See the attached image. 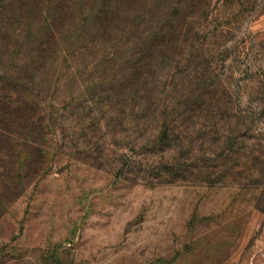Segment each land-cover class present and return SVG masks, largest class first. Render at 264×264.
I'll use <instances>...</instances> for the list:
<instances>
[{
    "label": "rangeland",
    "instance_id": "374dc122",
    "mask_svg": "<svg viewBox=\"0 0 264 264\" xmlns=\"http://www.w3.org/2000/svg\"><path fill=\"white\" fill-rule=\"evenodd\" d=\"M0 264H264V0H0Z\"/></svg>",
    "mask_w": 264,
    "mask_h": 264
},
{
    "label": "trees",
    "instance_id": "16d2710c",
    "mask_svg": "<svg viewBox=\"0 0 264 264\" xmlns=\"http://www.w3.org/2000/svg\"><path fill=\"white\" fill-rule=\"evenodd\" d=\"M151 47H152L153 49H156V46H155V45H152ZM145 55H147L146 52H145ZM209 62L211 63L210 60H209ZM209 62H208V64H209ZM205 81H206V80H205ZM205 81H204V83H205ZM215 81H216V80L210 79V80L207 82V89H206V91H203V92H202V93L206 94V95H207L206 97H208V98H210V99H213V92H214V91H212L211 88L214 86ZM146 103H147V102H146ZM144 109H147V104H146V107H145V104H144Z\"/></svg>",
    "mask_w": 264,
    "mask_h": 264
}]
</instances>
